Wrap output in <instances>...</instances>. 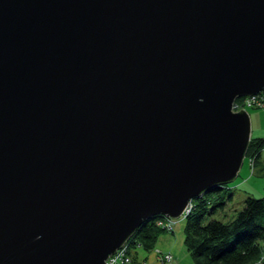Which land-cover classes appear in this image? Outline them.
<instances>
[{"label":"water","instance_id":"95a60500","mask_svg":"<svg viewBox=\"0 0 264 264\" xmlns=\"http://www.w3.org/2000/svg\"><path fill=\"white\" fill-rule=\"evenodd\" d=\"M264 0H0V264H103L238 174Z\"/></svg>","mask_w":264,"mask_h":264},{"label":"trees","instance_id":"16d2710c","mask_svg":"<svg viewBox=\"0 0 264 264\" xmlns=\"http://www.w3.org/2000/svg\"><path fill=\"white\" fill-rule=\"evenodd\" d=\"M263 144L262 139L249 138L244 157L253 161ZM220 190L215 187L189 201L188 211L182 219V243L193 264H254L262 258L264 188L258 197L245 195L229 221L209 219L201 223L207 202H211L212 207L222 206ZM158 217L148 218L134 229L124 243L127 253L129 247L151 249L156 235L167 231L155 224Z\"/></svg>","mask_w":264,"mask_h":264},{"label":"crops","instance_id":"0c3cea01","mask_svg":"<svg viewBox=\"0 0 264 264\" xmlns=\"http://www.w3.org/2000/svg\"><path fill=\"white\" fill-rule=\"evenodd\" d=\"M247 116L249 121V137L259 138L264 141V105L261 107H249L247 110ZM247 161V158H246ZM247 166H249L247 161ZM250 168V178L247 175L239 173V182L236 184H230L233 189H239L245 182L256 181L257 185L263 186L264 188V144L259 149L256 158L252 161ZM237 177V175L235 176ZM243 181V182H240ZM225 187V186H224ZM220 189H225V188ZM243 188V192L240 195H251L250 185ZM211 191V190H210ZM226 198L231 199L232 193L228 194ZM182 226L183 221L179 220L174 223L171 231H163L156 235L152 248L145 250L139 247H129L128 253L131 259L135 262L140 261L142 264H193L188 252L186 251L182 243ZM168 252L171 255L169 260H161L158 258L159 255Z\"/></svg>","mask_w":264,"mask_h":264},{"label":"rangeland","instance_id":"374dc122","mask_svg":"<svg viewBox=\"0 0 264 264\" xmlns=\"http://www.w3.org/2000/svg\"><path fill=\"white\" fill-rule=\"evenodd\" d=\"M264 105V104H263ZM261 107V106H260ZM249 109V107H246L244 110L245 112H248L247 110ZM244 170L243 174L247 175V178L250 179H254L250 177V168L249 166H247V161L246 158L243 157V160L241 162L240 168H239V173L242 174V171ZM239 173L237 174V177H235L232 181H229L228 183H225V189H221L220 192V196L222 197V206L220 207H212V203L211 202H207L205 204V210L202 213V218H201V223H205L206 221H208L209 219H217L220 220L222 222H227L230 219H232V217L235 215V212L240 208L241 206V201L243 199L244 195H240V192L243 190V188L246 186V188H248L247 186L250 185L251 188L249 189L251 192L250 196L253 197H258L263 193V186L257 185L256 181L253 182H245L243 185H241L239 187V189L241 191H239L238 189H233L232 188V184L234 183H238L239 181ZM243 182V181H240ZM231 184V185H230ZM243 192V191H242ZM232 193V198H226L228 194ZM244 193V192H243ZM182 220V219H180ZM179 221V219L177 220ZM176 221V222H177ZM261 249H263L260 246ZM171 256V255H170ZM171 259V257H170Z\"/></svg>","mask_w":264,"mask_h":264},{"label":"built area","instance_id":"2783aa9c","mask_svg":"<svg viewBox=\"0 0 264 264\" xmlns=\"http://www.w3.org/2000/svg\"><path fill=\"white\" fill-rule=\"evenodd\" d=\"M264 104V88L260 90L259 92L251 95H245L241 96L239 98H236L231 103V111L235 112L237 110H244L246 107H260ZM249 167L251 166V159H247ZM189 201L184 208V210L175 218L171 217H158V219L155 221V224L158 225L160 228L165 229L167 231H171L173 228L174 223L179 219H183L185 214L188 211L189 208ZM260 245L263 248L261 250V256L262 258L260 260H257L254 264H264V238L260 241ZM170 254L168 252H165L158 256L161 260H169ZM143 262L137 261L133 262L131 257L127 253V249L125 248V245L121 246L119 249H116L112 254L108 255L107 258L104 260L103 264H142Z\"/></svg>","mask_w":264,"mask_h":264}]
</instances>
